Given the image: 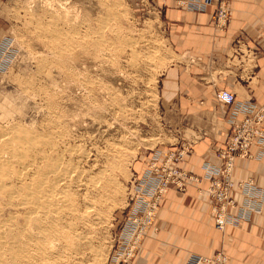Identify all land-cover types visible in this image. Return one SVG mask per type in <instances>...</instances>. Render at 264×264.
I'll return each instance as SVG.
<instances>
[{
  "label": "rangeland",
  "instance_id": "rangeland-1",
  "mask_svg": "<svg viewBox=\"0 0 264 264\" xmlns=\"http://www.w3.org/2000/svg\"><path fill=\"white\" fill-rule=\"evenodd\" d=\"M163 2L4 0L0 264H115L136 163L201 136L162 98Z\"/></svg>",
  "mask_w": 264,
  "mask_h": 264
},
{
  "label": "crops",
  "instance_id": "crops-1",
  "mask_svg": "<svg viewBox=\"0 0 264 264\" xmlns=\"http://www.w3.org/2000/svg\"><path fill=\"white\" fill-rule=\"evenodd\" d=\"M136 1V0H133ZM230 21L220 32L214 23L215 6L205 13L190 12L177 0H164L165 24L175 54L180 58L161 79L164 103L172 104L180 121L192 120L194 132L201 136L174 166L187 172L184 192L170 187L162 201L153 228H150L129 264H186L192 255L213 258L225 252L231 264H264V156L238 158L236 184L229 208L234 217L247 212L249 219L236 220L224 233L215 227L213 201L205 192L209 187L205 165L219 169L223 161L229 126L227 109L216 101L215 91L229 89L239 99L264 105V0H227ZM4 0H0V35L8 31ZM217 120V121H216ZM181 146L161 148L164 154ZM253 153L259 154L258 148ZM151 159L135 165L143 173ZM164 160V157L162 158Z\"/></svg>",
  "mask_w": 264,
  "mask_h": 264
},
{
  "label": "built area",
  "instance_id": "built-area-1",
  "mask_svg": "<svg viewBox=\"0 0 264 264\" xmlns=\"http://www.w3.org/2000/svg\"><path fill=\"white\" fill-rule=\"evenodd\" d=\"M179 6L190 12L205 13L215 6L213 20L216 28L223 32L230 21V9L227 0H177ZM217 103L227 109L226 123L229 130L224 148L218 152L223 161L219 169L204 166L209 187L205 191L213 201L215 227L224 233L227 227L236 220H247L249 214L241 212L234 217L229 208L236 205L231 196L232 191L239 186L244 189L253 182L234 181L235 163L238 158L261 159L264 156V105L254 101L239 99L228 89L215 91ZM191 146L182 144L181 149L164 154L160 149L151 153L147 168L141 174H135L130 203L124 221L116 236L112 261L115 264H129L137 252L150 228L156 222L160 202L170 187L184 192L188 180H194L187 172L174 166L190 150ZM258 148L259 154L253 153ZM164 157V160L162 158ZM186 264H231L225 252H219L213 258L192 255Z\"/></svg>",
  "mask_w": 264,
  "mask_h": 264
}]
</instances>
